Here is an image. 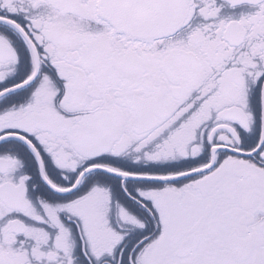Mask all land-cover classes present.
Masks as SVG:
<instances>
[{
  "label": "snow or ice",
  "instance_id": "1",
  "mask_svg": "<svg viewBox=\"0 0 264 264\" xmlns=\"http://www.w3.org/2000/svg\"><path fill=\"white\" fill-rule=\"evenodd\" d=\"M0 264H264V0H0Z\"/></svg>",
  "mask_w": 264,
  "mask_h": 264
}]
</instances>
